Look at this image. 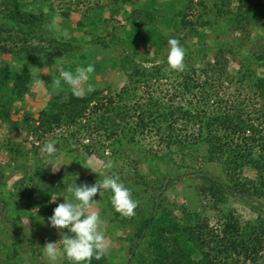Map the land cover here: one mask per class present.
<instances>
[{"label":"trees","instance_id":"trees-1","mask_svg":"<svg viewBox=\"0 0 264 264\" xmlns=\"http://www.w3.org/2000/svg\"><path fill=\"white\" fill-rule=\"evenodd\" d=\"M87 1L0 0V53L12 56L9 68L0 66V122L38 143L28 149L12 140L3 148L9 163L0 166V264H38L50 237L43 223L57 207L51 197L71 198L69 185L104 176L89 168L88 156L113 161L107 171L138 202L125 217L110 193L96 194L92 209L106 221V239L115 244L124 233V243L91 264H264V0ZM172 37L186 49L183 71L167 65ZM98 50L113 53L108 65L127 75L117 94L98 85L108 67ZM89 63L95 90L84 97L51 83L57 67ZM44 67L50 98L34 115L26 97ZM224 84L239 94L229 99ZM49 138L58 141L53 157L70 161L57 175L38 153ZM16 171L22 177L9 184ZM181 183L201 207L171 199ZM139 190L150 195L143 207ZM237 203L255 218L244 220Z\"/></svg>","mask_w":264,"mask_h":264},{"label":"clouds","instance_id":"clouds-1","mask_svg":"<svg viewBox=\"0 0 264 264\" xmlns=\"http://www.w3.org/2000/svg\"><path fill=\"white\" fill-rule=\"evenodd\" d=\"M167 44L168 67L175 71H183L186 66V49L175 37L169 38ZM46 68L48 67L39 69L37 83L42 80L41 71L48 73L45 71ZM56 70L58 75H55V79L51 82L56 89L67 85L68 90L76 97H84L95 90L94 85L89 83L91 74L95 72L94 64H78L74 70L63 67H57ZM57 144L56 140L48 141L42 146L41 152L54 156L58 151ZM113 166L111 160L103 165L106 170H111ZM67 192L71 193V198L62 194L51 197L55 201L58 196H63L64 202L54 208L48 220L50 226L58 230L67 229L68 232L61 231L58 241L47 242L43 246V252L53 264L61 256L67 257L70 264H91L92 259L99 260L108 250L103 230L106 221L98 213L91 211L98 201L94 198L96 194L99 193L101 197L106 192L110 193L112 207L125 217L135 215L138 202L133 198L131 189L115 174H106L91 185L86 183L78 185L75 181L67 187ZM58 242L62 247L58 246Z\"/></svg>","mask_w":264,"mask_h":264},{"label":"rangeland","instance_id":"rangeland-1","mask_svg":"<svg viewBox=\"0 0 264 264\" xmlns=\"http://www.w3.org/2000/svg\"><path fill=\"white\" fill-rule=\"evenodd\" d=\"M92 1L93 0H89V2H92ZM85 2L88 3L87 0H85ZM58 4L59 3L56 2L57 7H58ZM233 4H236V0L233 2ZM86 6L87 5H85V4H81L80 11H83ZM57 10H58V12H60L59 7ZM58 18H60V17H58ZM75 20H77V19H74V17H73V22ZM261 32H262L261 24L258 26H255L253 29V32L251 34L252 39L256 38L257 36H260ZM75 34L77 35V32ZM262 36H264V35H262ZM1 42H3V41H0V44H1ZM97 54L99 55L100 60L105 62L106 65L108 66V67H106V69H104L102 71V75L101 76L99 75V77L97 78L98 85L101 88L110 89L113 92V94L119 93L120 90L122 88H124L125 86H127V84L129 83L127 75L117 65H115L113 63H111V65H108V63L112 59V56L114 55L113 53L110 54L108 52H103V51L98 50ZM11 60H12V56L9 53H5V54L0 53V66L9 68L11 63H12ZM45 71H47L48 73H45L43 71L40 72V76H41L42 80H40L39 83L36 82V84L33 86L32 95L26 97L27 101H26L25 109L30 110L31 112L34 113V115H36L42 108H44V106L46 105L47 101L50 98V95L47 93L46 87L44 85L46 79L43 78L44 76H47L50 73L49 68H46ZM224 86L227 89V92H228L227 97L229 99H232L239 94L238 90L235 86H231L228 84H224ZM143 91H144V89H140L139 94L142 97H146L147 95H145ZM104 94H106V91L104 92ZM229 94H231L230 97H229ZM19 104L20 103H18V105ZM22 111L24 112V109H21V114L15 115L14 118H16V119L20 118L22 113H23ZM12 140H14L17 143H20L22 145L27 146L28 149H32L34 144L38 145V143L36 142V140L33 136L30 135L29 139L26 140L25 137H23V135L21 133H18V132L16 133V132L10 131L5 124L0 122V145L2 146V150L0 151V166H4L5 164L9 163L8 155H7L6 151L3 150V148L8 141H12ZM50 140H51L50 138L47 139V141H50ZM43 144H45V143H43ZM41 148H39L38 153L42 158H44L43 160H45V157H47L46 164L50 165L49 166L50 167L49 172L51 174L57 175L63 169L65 170V168H68L67 165L70 164V161H68L69 163H67V162L64 163V159L61 156L60 157L59 156H57V157L48 156V155L41 152ZM177 158H178L177 160H181L180 156H178ZM86 160L88 161V165L90 166V168L94 169L96 173L99 172L100 174H103V175H106V174L110 175V173L103 167V165H102L103 163L100 162L99 160H97L95 157L90 158L88 156L86 158ZM33 163L34 162L32 161L30 164H33ZM191 166H192L191 170H193V171H194V169L196 170L198 167V165H191ZM138 167L140 170H142V172L144 174H147L148 171L145 169L146 168L145 165H139ZM16 172L17 173H15V175H13L11 177L9 184L14 183L16 180H18L19 178L22 177L21 172H23V171H21V172L16 171ZM35 172H37V169H36V167H33L31 169L30 175L35 174ZM189 172H192V171H189ZM87 173L88 172H86V175H87ZM245 174L249 177H252L254 175L250 170H246ZM52 178H53L52 175L49 174V175H46L45 180H47V179L50 180ZM36 180L39 181V178H36ZM138 181H140V179ZM192 191H193L192 189L185 187L181 183L179 185V189L177 191L173 192V198H171V199L177 201V203L180 202L183 204H187L189 208H195L197 206L199 207V205L201 207V205H202L201 201L200 202L197 200L196 201L195 200L189 201L187 198L188 196L185 195L187 193H191L192 195H194ZM138 194L139 195L137 196V199L139 200V202L142 204V207H143V205H145V202L147 201V199L149 198L150 195L146 192V190H139ZM54 202H56V204L58 205L59 203L64 202V197L63 198L61 197L60 200L57 199ZM261 203H263V205H264V200H262ZM234 206H235L238 214H240L244 220H250V219L255 218V215L247 207H244L242 204L237 203ZM91 211H96V210L91 209ZM36 214L42 217V214L39 213V211L37 212V210H36ZM213 214L214 213H212V212L209 213V220H210L211 226H214L217 222V219L213 217ZM180 216H181L180 220H182L184 218V215L180 214ZM24 222L27 223L28 221H26V219H25ZM27 224H29V222ZM43 224L49 229V236H50V237L45 238V240L49 241V242L58 241L55 238L60 236L61 230H58V229L50 226V223L47 221H44ZM103 230H104V233H107L106 228L104 226H103ZM123 234L124 233H122L120 235V238L117 239V242L115 244L113 243L111 238L108 237L106 239L107 249H108L106 252V255L109 257V259L114 256L111 253L116 254L117 252H119V248H117V247H118V245L121 246L124 243ZM116 244H118V245H116ZM58 246L60 247L59 242H58ZM3 251H4V249H2L0 252L1 256L3 255L2 253H4ZM62 258H63V256H61L55 262V264H62V262H63ZM35 259L37 260L38 264H53V262H51L47 258L46 255H44V256L37 255L35 257ZM108 264H110V263H108ZM117 264H120V262H118Z\"/></svg>","mask_w":264,"mask_h":264}]
</instances>
